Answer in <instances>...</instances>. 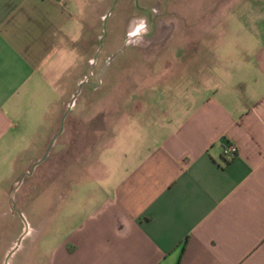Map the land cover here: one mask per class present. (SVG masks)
<instances>
[{"label": "crops", "instance_id": "1", "mask_svg": "<svg viewBox=\"0 0 264 264\" xmlns=\"http://www.w3.org/2000/svg\"><path fill=\"white\" fill-rule=\"evenodd\" d=\"M74 4L0 0V194L73 49ZM236 6V24L209 8L194 39L152 35L157 49L183 45L171 58L134 49L160 69L120 123L118 174L47 264H264V0Z\"/></svg>", "mask_w": 264, "mask_h": 264}, {"label": "rangeland", "instance_id": "2", "mask_svg": "<svg viewBox=\"0 0 264 264\" xmlns=\"http://www.w3.org/2000/svg\"><path fill=\"white\" fill-rule=\"evenodd\" d=\"M74 1L73 49L58 56L49 77L56 83L38 111L41 126L27 132L34 136L10 163L13 175L0 194V264H47L77 232L85 213L108 197L121 164L113 150L122 131L130 130L120 123L142 92L139 84H149L150 71L160 69L140 63L134 49L165 50L164 59L171 58V46L183 45L162 43L164 48L157 49L152 35L194 39L205 31L201 25L209 8L225 7V21L236 24V13L228 12L251 2ZM49 127L54 130L46 131ZM87 195L95 200H86Z\"/></svg>", "mask_w": 264, "mask_h": 264}, {"label": "built area", "instance_id": "3", "mask_svg": "<svg viewBox=\"0 0 264 264\" xmlns=\"http://www.w3.org/2000/svg\"><path fill=\"white\" fill-rule=\"evenodd\" d=\"M234 146H235L234 144L224 145L221 149L222 156H225V157L234 156L236 154V149Z\"/></svg>", "mask_w": 264, "mask_h": 264}, {"label": "water", "instance_id": "4", "mask_svg": "<svg viewBox=\"0 0 264 264\" xmlns=\"http://www.w3.org/2000/svg\"><path fill=\"white\" fill-rule=\"evenodd\" d=\"M57 134H58V133H57ZM57 134H55V135L53 136V138L51 139V141H50V145H49V147H48L47 150H49V148H50V146H51V142H52L53 139H55V137H56Z\"/></svg>", "mask_w": 264, "mask_h": 264}]
</instances>
